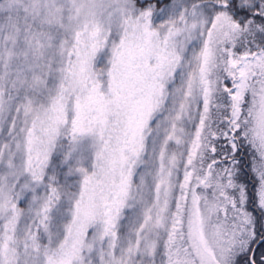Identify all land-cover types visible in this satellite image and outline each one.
Returning a JSON list of instances; mask_svg holds the SVG:
<instances>
[{"label":"snow or ice","instance_id":"1","mask_svg":"<svg viewBox=\"0 0 264 264\" xmlns=\"http://www.w3.org/2000/svg\"><path fill=\"white\" fill-rule=\"evenodd\" d=\"M0 264H264V0H0Z\"/></svg>","mask_w":264,"mask_h":264}]
</instances>
